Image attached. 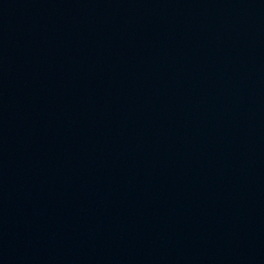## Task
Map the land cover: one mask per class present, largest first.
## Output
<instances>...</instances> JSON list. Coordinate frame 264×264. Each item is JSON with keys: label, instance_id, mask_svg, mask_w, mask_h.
Wrapping results in <instances>:
<instances>
[{"label": "water", "instance_id": "1", "mask_svg": "<svg viewBox=\"0 0 264 264\" xmlns=\"http://www.w3.org/2000/svg\"><path fill=\"white\" fill-rule=\"evenodd\" d=\"M0 264H264V0H0Z\"/></svg>", "mask_w": 264, "mask_h": 264}]
</instances>
